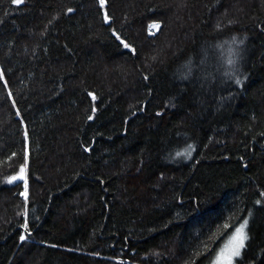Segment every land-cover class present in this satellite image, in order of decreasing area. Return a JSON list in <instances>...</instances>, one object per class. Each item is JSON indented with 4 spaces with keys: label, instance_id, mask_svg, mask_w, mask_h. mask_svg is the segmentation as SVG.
Returning a JSON list of instances; mask_svg holds the SVG:
<instances>
[{
    "label": "trees",
    "instance_id": "obj_1",
    "mask_svg": "<svg viewBox=\"0 0 264 264\" xmlns=\"http://www.w3.org/2000/svg\"><path fill=\"white\" fill-rule=\"evenodd\" d=\"M0 72V264H264V0H0Z\"/></svg>",
    "mask_w": 264,
    "mask_h": 264
},
{
    "label": "snow or ice",
    "instance_id": "obj_2",
    "mask_svg": "<svg viewBox=\"0 0 264 264\" xmlns=\"http://www.w3.org/2000/svg\"><path fill=\"white\" fill-rule=\"evenodd\" d=\"M12 2L16 5H19L23 3V0H12ZM99 6L101 8H104L105 6V0H99ZM69 12L72 11V9H68ZM105 22H108V16L105 14L104 16ZM152 28H158V25H151ZM113 35L115 38L125 47L129 48V44H127L119 35L116 34L115 31H113ZM233 42H235V38H233ZM134 51V49H133ZM232 56L238 58L239 53L236 51H232ZM237 62L236 59H229L228 63L230 65H235ZM0 79H3V73L0 72ZM235 83L237 85L241 84V80L239 78L235 79ZM5 86H7L5 84ZM89 95H92L89 93ZM9 96H11V93H9ZM93 99H95V96H93ZM159 115V113H157ZM91 119V117H89ZM85 151H89V149H85ZM195 151V148L193 145L189 144L186 146V148L183 151H179L176 153V157H184L185 159H190L192 152ZM27 159V157L25 158ZM25 166L22 165L20 167L19 173L15 176H12L9 178L8 182L11 183L15 180H25V189H27V181L25 179ZM24 195V194H22ZM262 196H264V193H261ZM25 200H27V196L25 195ZM260 201H257V204H259ZM25 215V221L22 225V227L27 232L28 230V221H27V211L24 213ZM248 220L245 219L241 223H239L238 226L235 227L234 233L229 237L227 243L219 249V251L216 253L214 260H212L211 264H237V261L242 258V252L247 246V242L250 239V235L247 231L248 229ZM229 225L225 224L224 227L227 228ZM21 241L25 240V236L21 235L20 237Z\"/></svg>",
    "mask_w": 264,
    "mask_h": 264
},
{
    "label": "rangeland",
    "instance_id": "obj_3",
    "mask_svg": "<svg viewBox=\"0 0 264 264\" xmlns=\"http://www.w3.org/2000/svg\"><path fill=\"white\" fill-rule=\"evenodd\" d=\"M154 25H158L159 27L158 28H150V30H151V33H157L158 31H159V28H160V25L159 24H154ZM247 231H248V229H247ZM229 239V238H228ZM228 239L222 244V246H221V248L227 243V241H228ZM219 251V250H218ZM242 254H243V252H242ZM214 260V259H213ZM208 264H211V262L210 263H208Z\"/></svg>",
    "mask_w": 264,
    "mask_h": 264
},
{
    "label": "water",
    "instance_id": "obj_4",
    "mask_svg": "<svg viewBox=\"0 0 264 264\" xmlns=\"http://www.w3.org/2000/svg\"><path fill=\"white\" fill-rule=\"evenodd\" d=\"M25 179H26V181H27V169L25 168ZM23 183H25V180H15V181H13V184L14 185H21V184H23Z\"/></svg>",
    "mask_w": 264,
    "mask_h": 264
}]
</instances>
